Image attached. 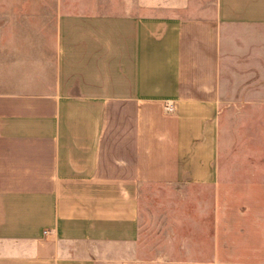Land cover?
Returning a JSON list of instances; mask_svg holds the SVG:
<instances>
[{"label": "crops", "instance_id": "1", "mask_svg": "<svg viewBox=\"0 0 264 264\" xmlns=\"http://www.w3.org/2000/svg\"><path fill=\"white\" fill-rule=\"evenodd\" d=\"M263 111L264 0H0V264H264Z\"/></svg>", "mask_w": 264, "mask_h": 264}, {"label": "rangeland", "instance_id": "2", "mask_svg": "<svg viewBox=\"0 0 264 264\" xmlns=\"http://www.w3.org/2000/svg\"><path fill=\"white\" fill-rule=\"evenodd\" d=\"M260 128H261L262 136H263L262 137V143L264 144V118L262 119V123L260 124ZM181 205H182V209L186 213H182V212L178 211V213L175 214L174 222L176 224V227H179V229H177L178 231H176L178 233V235L179 234L182 236L188 235L189 230L192 229L193 227H197V229L200 230L201 227H200L199 223L201 222V220H200L201 218H202V221L204 223V214L201 212V210H198L197 206H195L190 199H184L181 202ZM153 211H154L153 214H155L156 211L155 210H153ZM154 217H157V215ZM168 220H170V219L167 218V216H165V218H164V220H162V222H164V224H166L168 226V224H167Z\"/></svg>", "mask_w": 264, "mask_h": 264}, {"label": "built area", "instance_id": "3", "mask_svg": "<svg viewBox=\"0 0 264 264\" xmlns=\"http://www.w3.org/2000/svg\"><path fill=\"white\" fill-rule=\"evenodd\" d=\"M169 110H171V109L169 108Z\"/></svg>", "mask_w": 264, "mask_h": 264}]
</instances>
